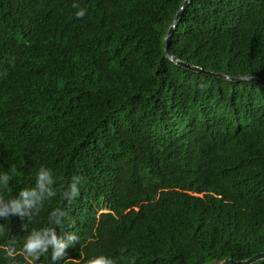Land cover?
I'll return each mask as SVG.
<instances>
[{
    "label": "trees",
    "instance_id": "1",
    "mask_svg": "<svg viewBox=\"0 0 264 264\" xmlns=\"http://www.w3.org/2000/svg\"><path fill=\"white\" fill-rule=\"evenodd\" d=\"M183 1L0 0V198L35 189L41 168L56 193L30 217H0V264H29L24 242L43 229L78 241L31 264H215L264 251V85L223 76L264 82V0L184 5L169 48L205 72L164 51Z\"/></svg>",
    "mask_w": 264,
    "mask_h": 264
},
{
    "label": "clouds",
    "instance_id": "2",
    "mask_svg": "<svg viewBox=\"0 0 264 264\" xmlns=\"http://www.w3.org/2000/svg\"><path fill=\"white\" fill-rule=\"evenodd\" d=\"M74 8L79 7L77 4H73ZM85 10L80 9L77 11V18H83L85 16ZM9 177L7 175L3 176L4 185L7 187ZM80 177H73V181L69 186V189L63 193L64 198H67L69 202L73 198L79 195V189L77 187L80 182ZM54 180L52 179L51 173L49 170L41 168L38 173V180L35 189L32 190H23L19 193V197L5 202L0 198V217L7 219L10 216H19L24 218L29 216L28 209H38V206L42 203H39L42 199L51 198L55 196V191L49 189L46 186L53 184ZM37 190L41 193H46L45 197L38 196ZM66 216V213L60 209H57L51 214V218H54V223L56 225L61 224L63 217ZM50 218V219H51ZM51 234V239H48V235ZM78 241V237L73 234H67V239L64 237L57 238V235L53 229H43L40 231H33L25 240L22 253L25 256L26 260H29L31 264L32 260L39 259L40 255L47 253V247L49 244L54 246V251L52 252V260L56 261L61 259L65 254V249L73 245L74 242ZM122 252L124 249L121 250ZM15 250L9 249L7 251L8 257H14ZM88 264H116V262L108 257L100 256L95 259L89 260Z\"/></svg>",
    "mask_w": 264,
    "mask_h": 264
},
{
    "label": "water",
    "instance_id": "3",
    "mask_svg": "<svg viewBox=\"0 0 264 264\" xmlns=\"http://www.w3.org/2000/svg\"><path fill=\"white\" fill-rule=\"evenodd\" d=\"M187 2H189V0H184L183 1V4H182L181 8L177 11V13H176L171 25L169 26V28L167 30V33H166V36H165L164 51H165L166 55L168 56V58L170 60H172L173 62H175L178 66H181V67H184V68H187V69H190V70H194V71H197V72H205L202 68H200L198 66L191 65V64H189L187 62L179 60L177 57H175L171 53V50L169 48L171 36L173 34L174 27H175V25L177 23L180 11L184 7V5L187 4ZM212 74H214V73H212ZM216 75L221 76L222 74H216ZM223 76L226 77V78L235 79V80H253V81H256V82L264 85V82L261 79L256 78V77L241 76V77L231 78V77H229L227 75H223ZM263 258H264V251L263 252H259V253L255 254V255L247 258V259H244V260L234 261V260L228 258V259H224L221 262H217L215 264H251V263L256 262L258 260H261Z\"/></svg>",
    "mask_w": 264,
    "mask_h": 264
}]
</instances>
